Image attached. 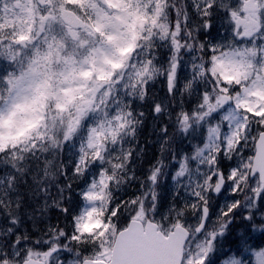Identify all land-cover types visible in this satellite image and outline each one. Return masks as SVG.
I'll list each match as a JSON object with an SVG mask.
<instances>
[{
    "label": "rangeland",
    "instance_id": "374dc122",
    "mask_svg": "<svg viewBox=\"0 0 264 264\" xmlns=\"http://www.w3.org/2000/svg\"><path fill=\"white\" fill-rule=\"evenodd\" d=\"M112 3L119 4V0H110ZM198 4H192L190 12L184 16L187 23L189 19L197 22L200 25H203V22L206 20V12L211 11V24L212 29H208V38L207 42L214 49H224L225 54L219 55L216 57L213 63V70L218 71L220 74L225 76H236L242 77L249 73L248 66L254 63L264 64V33L261 30L260 24H254L252 26H240L235 21V12L239 6V0H208L206 3H201L198 0ZM210 6L209 4H212ZM230 4V5H227ZM13 11V9H10ZM7 8L0 9V23L9 21L7 13L10 12ZM121 16V15H120ZM251 16V15H249ZM120 17L117 16L118 21H111L109 25L103 24L102 18L98 20V32L101 35V41L89 50L85 49L83 51V57H80L74 62L72 57L64 59V66L60 72L61 74V84L55 90V96L60 103V110L62 113L67 112L73 106L76 111V115L73 117L74 121H71L70 126H75V132L78 130V126L81 125V122L86 119L85 122L86 128H89V132H84L85 136L79 135L78 139L74 142V158L72 160V169L70 174L72 176L75 171V165L77 164L79 158L78 154L86 149H92L95 144V139L97 133L100 131L99 127L102 128V135L104 136L103 140L106 141L107 132H111V124L114 121L121 119V116L124 112V102L128 99L130 94H132L135 89L134 87L139 83L140 77L143 73L147 71H152L154 67H157V64L150 65L147 61L134 60L133 55L129 58L130 65L133 63V73L129 76L127 75L122 82H119L118 85L114 88L115 98L111 101L105 94H103V103H109L113 105L114 103V115L103 116V103L99 108H94L93 104L95 102V94L99 88L100 81L99 79L90 78L85 73L87 68V61H92L95 63L98 69L97 75H102L106 73L105 71L109 68V62L114 58V54L117 51L116 48H121L125 45V42L122 41V35L119 33V25L123 22L120 21ZM102 20V21H101ZM52 17L49 14H43L40 17V24L38 30L48 34L51 32L49 29L54 27ZM104 27V28H101ZM180 26L177 25L176 31L174 33L173 42L176 43V35L178 34ZM70 37L73 35L70 33ZM124 41H125V36ZM149 38V37H148ZM147 38V39H148ZM255 44V49L252 50V45ZM13 45H21V48L12 50ZM23 44L19 43V38L12 37L9 40V43L4 46V55L6 56V63L10 61L13 62L15 54L23 55L28 49L23 48ZM146 56H150L154 53L151 51L145 52ZM47 55H45L46 58ZM27 61L24 66H27L26 70L21 74L22 69L18 66L16 72L9 71L7 76L0 77V81L4 84H8L11 81V84L8 86L11 94L8 98V101L4 104L0 112V149L4 148L7 142H11V133L15 131L13 128L14 125H18L21 119V113L24 114L27 110L29 104V97L31 94V89L35 84L36 75H37V58L32 54L30 57H25L24 60ZM154 62V61H153ZM174 71L178 73V77L182 80L184 84V92L189 94H194L199 96V91L193 85V79L200 71V65L197 61V55L195 53H188L185 58L181 59L179 64L174 66ZM19 76V77H18ZM18 77V78H17ZM71 78H74V86L76 90L74 94L81 93L84 97L78 105H73V101L76 97L71 98V88L69 87V81ZM155 76L153 77V80ZM97 81L98 84L95 85ZM263 80L261 78L255 79L254 83L249 89L243 91V93L237 97V101L242 103V105L251 106L261 99L264 101V91H263ZM118 95V100L116 101V96ZM116 101V102H115ZM250 110L251 107H250ZM254 112L258 115V120L263 119L264 105L255 109ZM232 113V112H230ZM168 115V114H166ZM13 129V130H12ZM107 129L108 131H106ZM230 133L232 132L229 128ZM209 138H213V131L208 130ZM109 138L113 139L112 145L115 148L121 147V143L115 140L116 136L113 133L109 134ZM229 140L231 138L229 137ZM159 148L162 150L164 148V143L159 142ZM207 149V148H206ZM205 149V150H206ZM95 152V151H94ZM248 152L244 155L242 153H236L235 159H229L225 165V176L226 181L223 189L226 190L218 206L213 209V220L218 221L221 218L223 212L228 209L226 206L227 200L226 197L232 194V188L236 189L235 194L239 193L241 189H238L236 186L237 175L241 171V168H245ZM11 157V155H9ZM9 157V162L12 161ZM126 161L129 160V156L126 155L124 158ZM71 161L70 156H68L67 163ZM196 166L194 168L193 175L190 177H182V174L185 172L181 164L178 169L174 181L170 187L165 188L164 190V199L168 198L167 203L164 204V209L158 214L157 218L160 219L167 217L169 219L176 218V212L179 210L185 211H195L193 207L194 197L201 196L203 198L207 197L208 190L212 187L209 181V177L213 174L214 167H209L206 164V157L203 155V152L197 155ZM12 163V162H11ZM184 171V172H183ZM183 172V173H182ZM182 173V174H181ZM181 174V175H180ZM132 174H128L126 178L120 179V177H113L111 179L112 184L116 185L115 191L117 192L118 197L120 198L119 203H122V209L120 213H123L130 209V201L126 200L125 191L122 188H119L122 184L127 185L130 183L129 177ZM180 175V176H178ZM129 176V177H128ZM7 178L9 175L6 176ZM6 177H3L4 184L8 185L6 182ZM94 193L93 186L90 184L87 188L81 193L83 194V201L81 208L75 219L71 222V227L73 230H77L78 241L80 243V233H82L87 224L91 223L92 220H89V214L93 209V202L91 196ZM234 194V196H235ZM179 198L178 202L176 199ZM251 198V195L249 196ZM184 204L180 208H176L178 205ZM177 209V211H175ZM117 208H114V212H117ZM171 211L173 214L171 215ZM138 212V209H137ZM92 245L90 246L93 251L98 253L102 252L104 249L103 245H100L97 241L90 240ZM95 243L96 246H93ZM80 246V245H79ZM235 263V262H234ZM253 263L254 264H264V249L253 254Z\"/></svg>",
    "mask_w": 264,
    "mask_h": 264
},
{
    "label": "trees",
    "instance_id": "16d2710c",
    "mask_svg": "<svg viewBox=\"0 0 264 264\" xmlns=\"http://www.w3.org/2000/svg\"><path fill=\"white\" fill-rule=\"evenodd\" d=\"M33 215L32 216H29L27 217L26 219L30 221V219H32Z\"/></svg>",
    "mask_w": 264,
    "mask_h": 264
}]
</instances>
